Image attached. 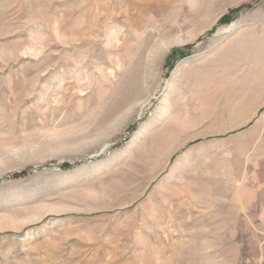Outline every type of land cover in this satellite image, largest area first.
Masks as SVG:
<instances>
[{
    "label": "rangeland",
    "instance_id": "1",
    "mask_svg": "<svg viewBox=\"0 0 264 264\" xmlns=\"http://www.w3.org/2000/svg\"><path fill=\"white\" fill-rule=\"evenodd\" d=\"M0 264H264V0H0Z\"/></svg>",
    "mask_w": 264,
    "mask_h": 264
},
{
    "label": "trees",
    "instance_id": "2",
    "mask_svg": "<svg viewBox=\"0 0 264 264\" xmlns=\"http://www.w3.org/2000/svg\"><path fill=\"white\" fill-rule=\"evenodd\" d=\"M181 53L183 52L182 50L180 51ZM27 173V170L22 171L21 173L17 174L16 176H23Z\"/></svg>",
    "mask_w": 264,
    "mask_h": 264
}]
</instances>
